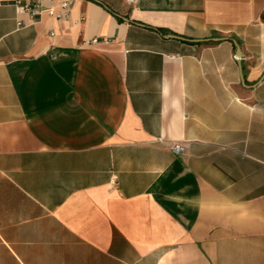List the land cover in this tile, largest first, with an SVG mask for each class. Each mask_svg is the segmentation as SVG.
Masks as SVG:
<instances>
[{
	"label": "crops",
	"instance_id": "0c3cea01",
	"mask_svg": "<svg viewBox=\"0 0 264 264\" xmlns=\"http://www.w3.org/2000/svg\"><path fill=\"white\" fill-rule=\"evenodd\" d=\"M17 1L0 264H264V0Z\"/></svg>",
	"mask_w": 264,
	"mask_h": 264
},
{
	"label": "built area",
	"instance_id": "2783aa9c",
	"mask_svg": "<svg viewBox=\"0 0 264 264\" xmlns=\"http://www.w3.org/2000/svg\"><path fill=\"white\" fill-rule=\"evenodd\" d=\"M44 1L51 0H33L32 2L28 3H21V1H17V7L22 11L29 12L32 17L40 15L44 11L48 12L51 15H55L57 18L65 17L68 14L71 4L70 0L62 1L58 9H56L54 6L43 7L42 3ZM92 42H96V39H93ZM170 150L174 154H180L185 150V145L182 142L175 141L170 144Z\"/></svg>",
	"mask_w": 264,
	"mask_h": 264
},
{
	"label": "water",
	"instance_id": "95a60500",
	"mask_svg": "<svg viewBox=\"0 0 264 264\" xmlns=\"http://www.w3.org/2000/svg\"><path fill=\"white\" fill-rule=\"evenodd\" d=\"M237 48H236V52H235V59L239 62L240 65V59H241V49L239 48V46L236 44ZM241 71V68H240ZM241 77L243 79V74L241 72Z\"/></svg>",
	"mask_w": 264,
	"mask_h": 264
}]
</instances>
